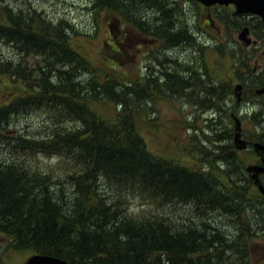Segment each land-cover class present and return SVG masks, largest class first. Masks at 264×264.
Segmentation results:
<instances>
[{
    "label": "trees",
    "instance_id": "1",
    "mask_svg": "<svg viewBox=\"0 0 264 264\" xmlns=\"http://www.w3.org/2000/svg\"><path fill=\"white\" fill-rule=\"evenodd\" d=\"M96 4L116 9L130 24L134 16L135 24L142 20L154 5L160 13H173L168 0H96ZM31 14L33 19L39 17L34 11ZM0 16V40L19 46L22 61L29 55L44 57L42 66L22 62L15 71L9 62H0V87L9 75L22 82L27 94L9 104L0 102V232L9 245L70 264H209L223 258L214 249L213 255L203 256L222 241L219 230L214 236L208 233L199 215L215 203L225 213L237 214L232 194L212 191L205 168L196 164L188 168L181 160L148 151L135 123L139 113H127L130 121L125 114L133 108L128 93L135 96L137 90L130 87L116 93L107 80L102 86H89L92 92L86 94L76 78L78 69L85 71L88 65L72 51L71 38L60 27L54 31L58 34H50L35 19L26 21L2 8ZM147 20L136 24L142 33V27L149 28ZM62 26L68 25L62 22ZM173 38L182 41V33L172 32ZM208 91L214 97L215 88ZM104 95L112 97L109 100L123 99L117 105L118 124L95 114L90 120L92 101ZM36 109L49 118L40 125L42 132L26 130L21 123ZM54 110L58 113L53 114ZM60 115L81 120L83 126L59 123ZM74 126L78 128H69ZM40 133L46 134L35 136ZM185 153L201 155L193 146ZM41 156L69 168L65 172L47 168L38 159ZM135 196L155 212L135 215L129 211L126 201ZM225 197L230 205H224ZM192 199L203 204L194 218L184 217L181 211L171 216L159 209L186 205ZM252 208L256 215L263 211L259 204Z\"/></svg>",
    "mask_w": 264,
    "mask_h": 264
},
{
    "label": "rangeland",
    "instance_id": "2",
    "mask_svg": "<svg viewBox=\"0 0 264 264\" xmlns=\"http://www.w3.org/2000/svg\"><path fill=\"white\" fill-rule=\"evenodd\" d=\"M168 5L172 8V15L167 11L160 13L156 5L146 11L142 20L136 22L144 24V19L148 18L145 23L149 28L142 27L145 30L142 33L134 23L135 16L130 24L116 9L99 8L96 0H0V8L13 16H22L26 21L35 19L37 24H45L50 34H58L54 31L60 27L63 35L71 38L70 48L88 65L85 71L78 69L76 78L86 88V94L92 92L89 86H102L107 80L116 93L123 88L137 90L135 96L128 93L133 108L125 114L128 118L129 112L139 113L135 123L148 151L156 156L181 160L188 168L195 164L205 168L209 172L206 178L212 191L232 194L237 214L225 213L215 203L199 215L209 234L214 236L218 230L221 234L222 243H216L203 256L213 255L217 250L223 258L209 264H264V229L258 226L252 208L257 204L262 206L264 196L259 186L264 187V184L260 180L259 183L247 180L240 168L231 167L234 154L239 155L245 166L258 163L259 158L252 151L237 152L235 146L223 152L222 145L233 140L219 137L223 132L227 135L229 127L233 128L230 115L236 105L244 101L260 103L258 94H264V24L257 17L234 16L231 7H204L195 0H168ZM33 11L39 17L33 19ZM62 22L68 25L67 28ZM176 31L182 33V41L171 39L172 32ZM243 33L245 39L250 40L249 44L240 39ZM17 48L19 46L13 42L0 40V62H9L13 71L22 62L31 67L43 65L41 55H29L26 61H22L24 55ZM42 70L46 71V67L43 66ZM18 80L9 75L3 77L1 103L9 104L27 96ZM211 88H215L214 97L208 93ZM238 93L241 102H237ZM110 98L104 95L92 101L90 120L95 114L101 120L118 124L120 112L117 105L123 99ZM37 110L21 118V123L27 125L26 130L32 128L31 132L34 129L42 132L43 126L40 125L49 118L45 112ZM57 113L58 110H54L53 114ZM243 116L245 130L253 134L252 139L263 137L264 125H258L253 116ZM76 120H67L60 115L56 121L65 125L77 123L82 127L83 122ZM69 128L76 130L78 127ZM234 133L235 130L231 133L233 137ZM42 134L46 133L35 136ZM190 146L198 149L201 155L186 154ZM38 159L52 170L65 172L69 168L66 163L60 167V161L55 158L41 156ZM198 199H192L186 205H162L159 209L171 216L181 211L184 217L194 218L198 206L203 205ZM225 203V206L230 205L228 197H225ZM126 207L135 215L155 212L138 196L130 197ZM261 215L264 222V214ZM247 233L251 234L250 238ZM3 240L0 232V243ZM35 255L40 254L31 249H13L5 242L0 248V264H27Z\"/></svg>",
    "mask_w": 264,
    "mask_h": 264
},
{
    "label": "flooded vegetation",
    "instance_id": "3",
    "mask_svg": "<svg viewBox=\"0 0 264 264\" xmlns=\"http://www.w3.org/2000/svg\"><path fill=\"white\" fill-rule=\"evenodd\" d=\"M156 42L160 43L158 39H156ZM250 84H253V83L250 82ZM240 85H242V84H240ZM239 87L237 89H239ZM242 87H243V85L241 86V88ZM240 95H241L240 93L236 94L237 102H241L242 98L240 97ZM258 95H259V97L257 98V100L260 101V103L259 102H245L244 101V102H242V103H240L234 107L233 112L230 115V117L232 118V120L234 122L233 123L234 126H233V128L229 127V129L227 131V135H226V132H223L219 137L223 138V140H225L227 137H228V140H231V138L233 140V142H228V143L226 142L222 145L223 146L222 148L224 150L223 152H227V151H225L226 148L231 147V146L232 147L235 146V148L238 150L237 152L242 151V152L249 153L250 151H252L253 153L256 154L257 158H259V162L256 164L248 165V166H245V164L242 163L239 155L234 154L232 156L233 157L232 159H234V161H232L233 165L231 167L237 166V170L240 168L243 171L242 172L243 176L247 180L251 179L252 181L255 182L258 179L264 184V182H263L264 173L263 172H260V173L256 172L257 167L264 168V156L262 155V153L264 151V133H263V137H259V140L256 138L252 139L253 134H249L246 132L243 120L241 118V115H244V116L248 115L249 117L253 116L254 119L257 120L258 125L260 123H262L264 125V94H258ZM234 130H235V133H234V137H233L231 135V133ZM236 140H238L239 146L244 145L243 149L238 148V146L236 144ZM195 150H196V148H195ZM228 151H230V150L228 149ZM239 162H240L241 166H240ZM249 167H251V169H252L251 171L248 170ZM248 182H250V181H248ZM261 204H262L261 207H262L263 211L260 212V214H258V215H256V213H255L254 216L257 220L258 226L261 229H264V222L262 221V215H261V214H264V199L262 200Z\"/></svg>",
    "mask_w": 264,
    "mask_h": 264
},
{
    "label": "water",
    "instance_id": "4",
    "mask_svg": "<svg viewBox=\"0 0 264 264\" xmlns=\"http://www.w3.org/2000/svg\"><path fill=\"white\" fill-rule=\"evenodd\" d=\"M197 1H199L201 4H203L206 7H212L214 5L224 6V5L234 4L236 6L235 15L250 14V13L256 14V15L261 16L264 21V0H197ZM240 39H242L243 41H246L247 44L250 43V40L245 39L244 33L240 35ZM236 144L239 149L244 148V145L242 146L238 145V140H236ZM262 155L264 156V151ZM248 170L251 171L252 170L251 167H249ZM256 172L264 173V168L257 167ZM257 182L259 183L258 179L256 180V183ZM259 189L264 195V187L260 185ZM27 264H70V263L66 260L59 259L57 257H52L49 255H35L29 260Z\"/></svg>",
    "mask_w": 264,
    "mask_h": 264
},
{
    "label": "bare ground",
    "instance_id": "5",
    "mask_svg": "<svg viewBox=\"0 0 264 264\" xmlns=\"http://www.w3.org/2000/svg\"><path fill=\"white\" fill-rule=\"evenodd\" d=\"M44 15V14H43ZM11 48V47H10ZM11 51V50H10ZM161 56V55H160ZM163 57V56H162ZM249 82V81H248ZM154 101V100H153ZM244 101V100H243ZM254 104V103H253ZM210 112V111H209ZM228 112V111H227ZM226 112V113H227ZM151 114V113H150ZM202 118V117H201ZM12 128V127H11ZM217 136V135H216ZM218 142V141H217ZM226 143V142H225ZM228 143V142H227ZM205 144V143H204ZM202 145V144H201ZM216 145V144H215ZM205 146V145H204ZM205 149V148H204ZM212 149V148H211ZM215 160V159H214ZM226 160V159H225ZM211 161V160H210ZM223 161V160H222ZM227 165V164H226ZM209 169V168H208ZM243 169V168H242ZM220 171H221V169H220ZM240 172V171H239ZM234 175V174H233ZM237 187V186H236ZM249 207V206H248ZM184 209V208H183ZM192 212V211H191ZM251 212V211H250ZM190 213V212H189ZM260 220V219H259ZM190 221V220H189ZM235 224H237V223H235ZM251 225V224H250ZM238 229V228H237ZM252 230V229H251ZM241 231V230H240ZM244 231V230H243ZM246 231V230H245ZM246 233V232H245ZM243 236V235H242ZM246 237V236H245ZM244 239V238H243Z\"/></svg>",
    "mask_w": 264,
    "mask_h": 264
}]
</instances>
